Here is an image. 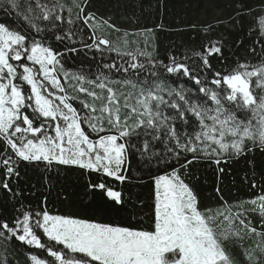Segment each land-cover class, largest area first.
I'll list each match as a JSON object with an SVG mask.
<instances>
[{
    "label": "snow or ice",
    "instance_id": "obj_1",
    "mask_svg": "<svg viewBox=\"0 0 264 264\" xmlns=\"http://www.w3.org/2000/svg\"><path fill=\"white\" fill-rule=\"evenodd\" d=\"M257 4L264 12V0ZM230 7L228 26L243 30L253 4L230 0ZM0 10V190L15 201L11 218L0 215V264H8V244L46 253L29 252L30 264H240L230 242L243 247L245 264H264V161L255 158L264 156V19L255 36L249 32L246 58L230 64L223 39L166 60L127 40L114 43L97 30L121 29L93 0H0ZM77 37L83 49L114 54L103 68L124 77L66 68ZM241 158L253 177L246 173L244 183L257 193L230 202L217 186L215 210L202 207L188 182L191 166L207 161L223 174L222 164ZM22 163L97 174L85 186L89 198L114 218L54 214L47 197L26 208L12 187ZM133 165L139 180L151 181L146 227L145 201L114 187L132 179ZM129 217H140L137 226Z\"/></svg>",
    "mask_w": 264,
    "mask_h": 264
},
{
    "label": "trees",
    "instance_id": "obj_2",
    "mask_svg": "<svg viewBox=\"0 0 264 264\" xmlns=\"http://www.w3.org/2000/svg\"><path fill=\"white\" fill-rule=\"evenodd\" d=\"M64 2L70 3L71 0H64ZM250 2L253 4V10L247 15L243 30H241L239 26L236 28L228 26L227 17L231 11L230 0H93V8L98 15L110 18L111 22L121 29L120 32H116L102 24L96 34L104 35L114 43L123 44L127 40L132 49L140 48L147 52H157L158 59L165 60L170 54L182 59L192 57V51L202 49L208 41L223 39L224 55L232 64L236 57L241 60L246 58L247 49L251 44L249 32L251 31L255 36L262 26L264 12L259 10L257 0H250ZM3 18L4 14L0 10V19ZM218 19L223 20L224 23L218 24L214 31L205 34L204 27L208 23H215ZM147 29L151 31H146ZM239 41L243 43L237 46ZM69 47L78 49V54L66 53L64 64L70 71L90 74V78H95L101 72L114 80L124 77L125 74L122 71L118 73L115 69L109 71L103 68V64L113 62L114 54L106 51L101 55L98 52L83 49L79 37L74 44H69ZM116 62L120 63V60L117 59ZM188 62L191 63V60ZM213 63L216 64V61L213 60ZM69 92L75 94L71 87ZM74 104L79 107L78 102ZM248 155L251 158L253 154ZM255 158L258 162L264 161V156H261L258 151L255 153ZM221 167L225 168L223 174H218L217 166L207 161H200L191 166L188 182L198 193L202 207H211L215 210L217 199L214 198L217 197L215 191L217 186L223 190L225 199L230 202L249 199L257 193V189H250L244 183L246 173L249 180L253 179L250 166L244 158L222 164ZM19 170L21 178L18 183L14 181L12 187L14 191L21 194L26 208L43 206L44 198L47 197L48 209L54 214H71L102 220L114 218L107 212L101 211L98 201L89 198L85 186L89 180L96 181L97 174L81 175L77 169L55 165L51 171L45 173L42 168L23 163ZM128 175L132 177L131 180L122 185L120 182H115L114 187L117 190L122 189L125 197L132 193L134 197L138 196L145 201L140 216H143L144 219L141 222L145 223L146 227V214L151 211L149 207L151 181L146 178L143 181L139 180L135 165ZM255 179L257 183H260L259 176ZM9 196V193L0 190V215L11 218V203L15 201H9ZM138 208L139 205H137ZM128 219L133 226H137V220L140 217L135 219L129 217ZM259 219L258 216L253 217L256 222ZM250 243L248 239L243 242L244 246ZM229 247L240 264H245L243 247L239 243L233 245L231 242ZM29 252L46 257V253H40V250L27 249L26 246L14 247L8 244V264H30ZM4 254L5 244H0V261L3 260Z\"/></svg>",
    "mask_w": 264,
    "mask_h": 264
}]
</instances>
